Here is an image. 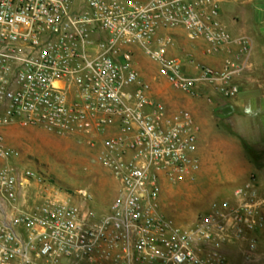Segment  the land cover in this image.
<instances>
[{
    "label": "built area",
    "instance_id": "1",
    "mask_svg": "<svg viewBox=\"0 0 264 264\" xmlns=\"http://www.w3.org/2000/svg\"><path fill=\"white\" fill-rule=\"evenodd\" d=\"M225 1L0 0V131L76 136L98 148L118 185L97 213L85 190L73 199L15 164L20 154L0 132V264H232L231 249L239 264H257L264 216L254 177L191 224L162 212L163 188L199 170L197 128L188 111L152 97L135 60L173 91L234 98L250 44L227 31ZM174 30L226 54L223 66L175 54Z\"/></svg>",
    "mask_w": 264,
    "mask_h": 264
},
{
    "label": "crops",
    "instance_id": "2",
    "mask_svg": "<svg viewBox=\"0 0 264 264\" xmlns=\"http://www.w3.org/2000/svg\"><path fill=\"white\" fill-rule=\"evenodd\" d=\"M221 19L233 38H245L250 44L246 67L236 78L237 96L223 99L208 89L191 97L173 91L156 74L150 76L155 80L150 84L152 97L171 109L188 111L197 128L194 156L199 170L192 181L186 180L177 187L165 186L161 202H168L172 207L179 203L174 202L178 195L193 203L210 202L208 210L211 203L230 198L232 191L254 177L264 216V0H226ZM172 33L178 37L175 54L185 52L200 64L223 66L226 54H206L202 42H186L181 30ZM235 51L232 48L231 52ZM15 127L0 131L8 147L18 145L15 134L20 130ZM36 189L32 186L30 190L33 198L37 196ZM257 237L264 246V228ZM230 252L235 264H239L234 255L236 251ZM256 261L264 264V248L258 251Z\"/></svg>",
    "mask_w": 264,
    "mask_h": 264
},
{
    "label": "rangeland",
    "instance_id": "3",
    "mask_svg": "<svg viewBox=\"0 0 264 264\" xmlns=\"http://www.w3.org/2000/svg\"><path fill=\"white\" fill-rule=\"evenodd\" d=\"M135 60L139 75L147 83L154 84L155 80L150 76L156 74V68L142 55H138ZM15 128L20 130L15 134L18 145L9 147L20 154V159L15 164L33 170L49 189L59 191L73 199L77 191L85 190L92 198L89 204L91 209L97 213L107 211L116 196L118 185L98 164V148L85 145L82 139L76 136H58L36 127ZM165 189L167 187H164ZM177 201L179 203L172 207L168 206V202H161V210L167 217L187 225L206 213L210 203H193L178 195L174 198V202ZM263 248L264 246L260 244L259 250ZM233 258V256L229 258L232 264L236 262Z\"/></svg>",
    "mask_w": 264,
    "mask_h": 264
}]
</instances>
